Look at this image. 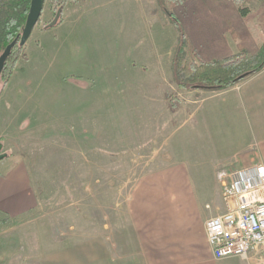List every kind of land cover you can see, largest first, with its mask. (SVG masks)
Returning <instances> with one entry per match:
<instances>
[{
	"label": "rangeland",
	"instance_id": "1",
	"mask_svg": "<svg viewBox=\"0 0 264 264\" xmlns=\"http://www.w3.org/2000/svg\"><path fill=\"white\" fill-rule=\"evenodd\" d=\"M170 1L43 0L0 79V165L25 166L38 205L12 222L0 218V250L35 251L40 233V249L58 239L61 249H75L79 264H89L84 251L93 246L100 264L102 245L116 249L117 237H108L119 233L144 174L162 170L191 172L198 187L192 206L204 220L224 211L217 173L232 165L205 154L223 126L207 131L204 114L247 77L216 89L187 88L183 79L179 85L175 53L184 64L197 59L179 49ZM225 7H245L248 15L239 22L240 39L226 36L231 54L243 52L241 39L263 43L264 0Z\"/></svg>",
	"mask_w": 264,
	"mask_h": 264
},
{
	"label": "crops",
	"instance_id": "2",
	"mask_svg": "<svg viewBox=\"0 0 264 264\" xmlns=\"http://www.w3.org/2000/svg\"><path fill=\"white\" fill-rule=\"evenodd\" d=\"M205 116L203 127L207 131L218 129L219 123L223 126L222 133L212 137L213 151L205 147L207 156L231 163L229 170L251 164L264 167V67L241 82L238 89L224 92L218 101H213ZM207 138H210L208 134ZM196 150L194 148L193 153ZM7 162L0 165V218L12 222L33 211L38 199L25 166L13 162L6 165ZM146 174L143 185L140 184L131 200L125 203L127 217L119 219V233L108 237L109 240L117 237L116 249L111 252L102 245L98 263L248 264L236 256L214 258L205 235L204 214L200 208L192 206L196 197L192 199L191 194L198 187L190 184L193 179L190 171L181 168L176 172L162 170ZM39 234L35 235V251L0 250V260L7 258L2 264H79L75 249H61V240L57 239L54 248L46 244L40 249ZM95 251L93 246H86L84 254L89 257V264H97Z\"/></svg>",
	"mask_w": 264,
	"mask_h": 264
},
{
	"label": "trees",
	"instance_id": "3",
	"mask_svg": "<svg viewBox=\"0 0 264 264\" xmlns=\"http://www.w3.org/2000/svg\"><path fill=\"white\" fill-rule=\"evenodd\" d=\"M171 1V7L173 3L176 7L169 12V17L179 34V49H186L189 58L197 59V63L187 59L184 64L178 59V51L175 53L172 74L179 85L182 84L178 80L183 79L187 88L198 87L199 84L214 89L229 87L263 68L264 41L256 45L241 39V54H231L226 47L227 35L240 39L239 22L248 16L245 7H236L234 11L225 7L231 8L239 0ZM29 3L30 0H0V54L21 33ZM211 12L218 15H211ZM17 44L4 63L0 79L10 73L8 71L14 63L11 57Z\"/></svg>",
	"mask_w": 264,
	"mask_h": 264
},
{
	"label": "built area",
	"instance_id": "4",
	"mask_svg": "<svg viewBox=\"0 0 264 264\" xmlns=\"http://www.w3.org/2000/svg\"><path fill=\"white\" fill-rule=\"evenodd\" d=\"M224 211L204 221L215 259L264 264V167L251 164L217 173Z\"/></svg>",
	"mask_w": 264,
	"mask_h": 264
},
{
	"label": "water",
	"instance_id": "5",
	"mask_svg": "<svg viewBox=\"0 0 264 264\" xmlns=\"http://www.w3.org/2000/svg\"><path fill=\"white\" fill-rule=\"evenodd\" d=\"M43 6V0H30L29 8L26 14L25 23L20 34H18L10 43H8L4 50L0 54V73L4 66V63L9 56L11 49L15 44L23 45L25 44L27 38L29 37L33 27L36 25ZM4 157L0 153V160Z\"/></svg>",
	"mask_w": 264,
	"mask_h": 264
}]
</instances>
